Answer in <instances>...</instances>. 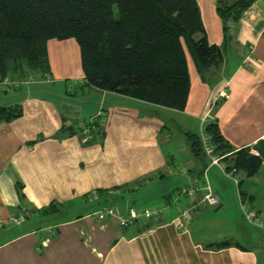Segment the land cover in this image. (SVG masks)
I'll use <instances>...</instances> for the list:
<instances>
[{"label":"crops","instance_id":"0c3cea01","mask_svg":"<svg viewBox=\"0 0 264 264\" xmlns=\"http://www.w3.org/2000/svg\"><path fill=\"white\" fill-rule=\"evenodd\" d=\"M196 2L223 63L203 78L186 54L190 89L182 111L84 87L73 39L48 41L50 77L31 75L23 89L3 92L16 98L0 107L20 106L22 114L0 123V264H264V228L243 227L238 210L240 191L250 211L264 214V0L228 34L217 0ZM101 109L103 135L91 144L62 129ZM204 116L235 150L261 159L239 188L235 175L209 166L190 147L186 134L198 137ZM173 129L183 138L172 141ZM204 176L217 206L202 202L204 189L194 198L183 193ZM173 177L181 185L151 191ZM92 191L103 195L91 201ZM158 199L165 202L162 217L129 228L95 215L105 205L126 216ZM20 215V224H8ZM224 241L241 248L207 247Z\"/></svg>","mask_w":264,"mask_h":264},{"label":"trees","instance_id":"16d2710c","mask_svg":"<svg viewBox=\"0 0 264 264\" xmlns=\"http://www.w3.org/2000/svg\"><path fill=\"white\" fill-rule=\"evenodd\" d=\"M255 1L217 0L225 33ZM68 39L78 45L84 87L178 111L185 108L190 89L186 54L203 78L223 63L222 49L207 41L196 0H0V81L50 77L47 43ZM21 114L20 106L0 107V123ZM79 121L62 129L82 140L86 134L76 128ZM102 122L89 125L92 139L83 145L103 135ZM205 132L226 170L241 175L238 188L244 177L258 172L261 159L244 148L235 150L215 122ZM186 138L193 153L204 158L199 136ZM231 246L241 248L231 241L207 245Z\"/></svg>","mask_w":264,"mask_h":264},{"label":"built area","instance_id":"2783aa9c","mask_svg":"<svg viewBox=\"0 0 264 264\" xmlns=\"http://www.w3.org/2000/svg\"><path fill=\"white\" fill-rule=\"evenodd\" d=\"M230 27H232V24H229ZM32 81L31 78H28L26 80H16V79H11V78H3L0 81V87L2 92H11L17 87L23 85V84H28ZM105 117V112L101 109L99 110L93 117L85 120H81L76 124V128H79L82 130L84 134H86L83 139L81 140L82 143H85L89 140L92 139L91 135L88 134L90 124H92L96 120H103ZM200 125H199V139H200V144H201V149L203 154L208 160V165L209 166H215L219 168L223 173H228V174H233L235 175L234 171H227L226 166L222 163L221 157L215 155L214 150L215 147L213 146L210 137L208 134L205 132V126L209 123L208 119L206 116L200 117ZM180 170H183L181 168ZM204 176V180L202 182H194L193 184L189 185V187L185 190H183V193L186 194L190 198H194L195 195L197 194L198 191L204 189L205 194L203 195L202 202L208 206H217L219 204V200L216 196H214L209 189V186L207 184V180ZM233 182L235 183L236 187L238 188V183H239V177L235 175L232 178ZM99 195L97 191H92L90 194H88V199L91 201H96L98 200ZM238 199H239V205L242 211L243 218L245 222L248 224L259 227V228H264V217L252 212L249 210L247 207L246 203L244 202V199H241L238 191ZM100 217H110L115 220H117L118 224L122 228H126L129 226L134 225L135 223H138L141 220L144 219H155L159 220L162 215L163 211L160 209H148V210H132L130 211L126 216H122L118 210L117 207L115 206H103L101 207L97 213L95 214ZM188 214L186 213L185 216ZM24 220V216H18L17 218H14L8 222V224H20Z\"/></svg>","mask_w":264,"mask_h":264},{"label":"rangeland","instance_id":"374dc122","mask_svg":"<svg viewBox=\"0 0 264 264\" xmlns=\"http://www.w3.org/2000/svg\"><path fill=\"white\" fill-rule=\"evenodd\" d=\"M194 39H199V35H196L195 37H194ZM35 77V76H34ZM37 77V76H36ZM36 77L34 78V80L36 79ZM38 78V77H37ZM29 84V83H28ZM24 86H26L25 84H23V85H21L20 87L23 89L24 88ZM18 88V87H17ZM16 88V89H17ZM15 89V90H16ZM16 98V96L15 95H13L12 93H3V92H1V87H0V105H5V104H7V103H10L11 101H13L14 99ZM85 114V112L84 113H82V115H84ZM171 118L172 119H174V115H171ZM171 121H173V120H171ZM169 123H170V121H169ZM170 135H171V137H172V141H175V140H177V139H179V138H183V136L178 132V131H176V130H172L171 131V133H170ZM171 183H173V184H177V186H179V185H181L180 184V182L178 183H175V179H174V177L173 178H171V179H166V181H164V184H162L161 186L159 185L160 183H157V184H155V183H153V188H155V190H151V191H157L156 190V187H157V189L158 190H160V191H163L164 190V187L166 186H168L169 184H171ZM155 185H156V187H155ZM160 188V189H159ZM159 200V201H158ZM157 201L158 202H156V201H153V202H150L151 203V206H149L151 209L152 208H155V209H160V210H163L164 208V206H165V202H164V200L163 199H158ZM117 206V205H116ZM203 207H205V206H203ZM206 208H210V207H207L206 206ZM210 209H212V208H210ZM119 210V209H118ZM209 210V209H208ZM238 210H239V214H240V216H241V219H242V221H240V224L241 225H243V227H245V228H247V229H251V227L253 228V226L252 225H250V224H248L247 222H245V220H244V218H243V215H242V211H241V208H240V206H239V203H238ZM119 212H120V210H119ZM207 212H209V211H207ZM262 216H264V214H261ZM113 219V218H112ZM208 224H211V223H208ZM255 228V227H254ZM258 229V228H257ZM240 243H243V242H240ZM245 245H248V243H245ZM252 246L253 247H255V245L254 244H252ZM262 256V255H261Z\"/></svg>","mask_w":264,"mask_h":264}]
</instances>
